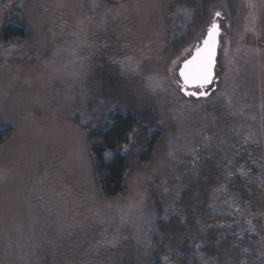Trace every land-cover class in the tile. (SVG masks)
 Returning a JSON list of instances; mask_svg holds the SVG:
<instances>
[{"label": "rangeland", "instance_id": "374dc122", "mask_svg": "<svg viewBox=\"0 0 264 264\" xmlns=\"http://www.w3.org/2000/svg\"><path fill=\"white\" fill-rule=\"evenodd\" d=\"M216 12L210 94L185 98L177 72ZM5 24L26 36L0 47V264H264V0H0ZM115 113L138 126L104 199L87 138Z\"/></svg>", "mask_w": 264, "mask_h": 264}, {"label": "trees", "instance_id": "16d2710c", "mask_svg": "<svg viewBox=\"0 0 264 264\" xmlns=\"http://www.w3.org/2000/svg\"><path fill=\"white\" fill-rule=\"evenodd\" d=\"M110 1L119 2L120 0ZM219 17L215 15L214 19L217 20ZM25 36L26 34L21 27L5 24L0 31V47L13 45L24 40ZM137 126L136 117L133 115L115 113L107 118L102 127L89 133L87 138L88 153L93 166L97 190L104 199H113L124 193L126 177L130 171V161L133 159L131 157L133 153L132 144L129 146L128 137H134ZM9 135L8 129H0V143ZM145 137L142 149L135 158L140 165L146 164L150 160L161 139V135L152 127L146 131ZM126 146L129 147L127 152L124 151ZM107 152L111 153L110 158H106ZM259 157L264 158V154L260 153ZM260 163L263 173L260 174L259 192L264 194V162L261 161ZM235 173L234 188L236 189L230 186L232 193H237L241 200H245L242 202L248 203L247 200L252 199L251 186L244 184L247 178L244 179L241 173ZM239 198L238 200H240ZM225 210L220 209L218 215L214 213V215L210 214L209 216L228 219ZM182 264H186V262Z\"/></svg>", "mask_w": 264, "mask_h": 264}, {"label": "snow or ice", "instance_id": "6c2138e0", "mask_svg": "<svg viewBox=\"0 0 264 264\" xmlns=\"http://www.w3.org/2000/svg\"><path fill=\"white\" fill-rule=\"evenodd\" d=\"M215 15L219 17L220 12H216ZM219 36L220 25L213 19L207 28V34L204 36L202 43L195 48L190 58L183 61L179 69V88L184 96L194 97L196 100L206 99L209 96L207 89L214 79ZM133 139V136L128 137L129 146L132 144ZM124 151H129V147L126 146ZM105 156L110 158L111 153L107 152Z\"/></svg>", "mask_w": 264, "mask_h": 264}, {"label": "water", "instance_id": "95a60500", "mask_svg": "<svg viewBox=\"0 0 264 264\" xmlns=\"http://www.w3.org/2000/svg\"><path fill=\"white\" fill-rule=\"evenodd\" d=\"M206 34H207V31H206V33H205V36H206ZM203 40V39H202ZM202 40H201V42H200V44L202 43ZM218 40H219V37H218ZM199 44V45H200ZM198 45V46H199ZM219 46V45H218ZM194 52V51H193ZM217 52H218V48H217ZM190 58V57H189ZM216 59H217V55H216ZM216 65V64H215ZM182 66V64L180 65V67ZM180 69V68H179ZM214 70H215V68H214ZM177 75H178V78H179V70H178V72H177ZM179 80H180V78H179ZM213 81H214V79H213ZM210 86V85H209ZM180 93L183 95V93L180 91ZM210 94V93H209ZM184 96V95H183ZM185 98H188L187 96H184ZM191 98H193V99H195L194 97H191ZM203 99V98H202ZM196 100V99H195Z\"/></svg>", "mask_w": 264, "mask_h": 264}]
</instances>
